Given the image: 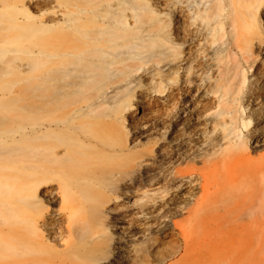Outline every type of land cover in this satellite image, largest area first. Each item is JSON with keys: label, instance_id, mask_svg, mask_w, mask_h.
Masks as SVG:
<instances>
[{"label": "bare ground", "instance_id": "obj_1", "mask_svg": "<svg viewBox=\"0 0 264 264\" xmlns=\"http://www.w3.org/2000/svg\"><path fill=\"white\" fill-rule=\"evenodd\" d=\"M8 78L0 264H264V0H0Z\"/></svg>", "mask_w": 264, "mask_h": 264}, {"label": "rangeland", "instance_id": "obj_2", "mask_svg": "<svg viewBox=\"0 0 264 264\" xmlns=\"http://www.w3.org/2000/svg\"><path fill=\"white\" fill-rule=\"evenodd\" d=\"M26 85V82H23L19 78H8L4 81L0 82V86H2L5 89H18ZM7 93V92H5ZM26 95H24L25 99ZM23 103H15V102H8V103H1L0 108H21ZM186 216L180 218V220H183Z\"/></svg>", "mask_w": 264, "mask_h": 264}]
</instances>
